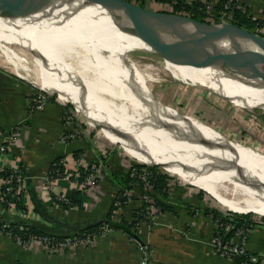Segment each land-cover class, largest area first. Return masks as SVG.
I'll return each instance as SVG.
<instances>
[{
  "label": "bare ground",
  "instance_id": "bare-ground-1",
  "mask_svg": "<svg viewBox=\"0 0 264 264\" xmlns=\"http://www.w3.org/2000/svg\"><path fill=\"white\" fill-rule=\"evenodd\" d=\"M172 21L198 29L184 19ZM133 50L158 54L164 63L143 66ZM0 54L8 69L73 104L90 125L100 126L142 163L174 167L182 181L205 189L229 210L264 216V155L141 87L144 81H162L151 72L162 68L176 81L261 109L263 48L201 54L157 41L116 6L52 0L26 15L0 17ZM154 153L168 160L145 158Z\"/></svg>",
  "mask_w": 264,
  "mask_h": 264
},
{
  "label": "crops",
  "instance_id": "crops-1",
  "mask_svg": "<svg viewBox=\"0 0 264 264\" xmlns=\"http://www.w3.org/2000/svg\"><path fill=\"white\" fill-rule=\"evenodd\" d=\"M198 1L184 0L191 8ZM200 1L203 4L204 0ZM205 1L219 10L222 2L225 4L233 0ZM151 3L172 5L157 0ZM236 3L255 20H263L264 0H237ZM200 11H203L202 7ZM260 29L264 30V27ZM38 89L32 82L0 65V177L3 170L13 165L18 164L24 169L28 176L27 204L34 213L26 218L8 209L4 206L0 191V220L7 223H32L56 236H73L83 227L106 218L115 199L121 196L122 179L131 170L133 161L123 155L122 149L116 146L118 143L109 139L103 130L109 139L105 142L98 137V133L94 134L93 127L85 125L86 121L74 107L69 108L58 96L55 99L54 95L41 93ZM37 93L42 96H37ZM38 97L42 101L34 103ZM237 107L242 108L239 105ZM66 113L72 115L78 131V136L70 141L62 140V119ZM205 124L221 133L216 127ZM259 140L263 145L264 138ZM3 146H6V152H1ZM253 149L264 155V148L257 146ZM81 154L86 157V161L98 160L102 164L101 177L93 191L87 193L65 180H60L50 191L42 182L44 175L63 160L67 161L66 165H62L67 171H76V157ZM206 192L172 176L169 179L168 196H159L169 208L161 210L159 207L153 217L138 223L142 241L131 238L122 230L109 229L95 234L89 244L79 243L66 253H49L39 242L22 245L9 232H1L0 264H233L231 258L215 248L217 223L207 213V209L221 211V208L214 204V196L209 192L212 197L208 196ZM54 193L84 194L86 198L81 205L76 203L65 207L54 200ZM142 204V194L139 189H135L132 198L115 209V219L133 221L134 211ZM254 221L257 223L250 229L245 246L255 256L262 257L264 220L255 218ZM232 240L241 241L238 231ZM141 244L148 247V257Z\"/></svg>",
  "mask_w": 264,
  "mask_h": 264
},
{
  "label": "built area",
  "instance_id": "built-area-1",
  "mask_svg": "<svg viewBox=\"0 0 264 264\" xmlns=\"http://www.w3.org/2000/svg\"><path fill=\"white\" fill-rule=\"evenodd\" d=\"M203 1V0H202ZM233 1H227L222 9H215L213 5L207 1H203L202 10H204L205 14L209 18H217V22H233L235 18L234 8L237 5L236 2L232 3ZM264 21V18H263ZM264 27V25L262 26ZM260 27V28H262ZM259 27L254 29L255 32L264 36V30H261ZM40 91H43L40 89ZM37 96H42L41 93H37ZM35 95V97H36ZM42 98L38 97V99L34 100V103L41 102ZM72 115L70 113H66L63 116V124H64V132L62 135L63 141H70L78 136V131L74 126L72 121ZM1 152H6V146L1 148ZM86 157L81 154L76 157L77 167L76 171L70 172L67 169H61V165H66L65 160L60 161L58 165H55L54 168L49 171L48 174H45L42 178V182L46 184V187L52 191L54 185H56L60 180L68 181L70 184H75L77 187L90 193L93 189L98 185L99 179L101 177V169L102 164L100 161H86ZM137 164H144V163H137ZM131 165V174L132 176L136 177L139 176L144 183L145 192L142 194L143 202L145 201L146 210L149 214V218L153 217L158 207L156 208L155 205V195L153 192V186L147 180V176L149 174L148 170L145 167L137 168ZM147 165V164H146ZM28 176L21 171V168L18 164L9 167L8 173L5 176L1 175L0 177V191L4 193L2 195V200L5 201L7 208L10 210H15L16 212L20 213L21 215L25 216L26 218L31 217L34 213L32 209L27 205L25 208H18L15 201L9 200L6 198V195L9 193H13L14 195L20 193H28ZM137 187L133 188H126L123 192V199L130 200L135 192ZM53 198L57 203H64V204H71V198L64 194V193H54ZM115 205L117 206L116 209H119L123 206L122 201L117 198L115 200ZM115 211L113 217L115 219ZM219 225H217L218 227ZM108 226H102L101 230L98 233H104L105 231L109 230ZM223 230L225 233L229 231V227L223 226ZM3 232L0 224V233ZM97 234V233H96ZM239 236L241 237V241L235 242L231 240V242H226L220 236V232L218 236H214V244L217 251L229 258H232L234 255H246L249 257L250 261L257 263L260 257L249 254V250L245 246V242L247 240L248 234L243 230L239 229L238 231ZM95 234L90 236L87 235L85 237H77V236H68L63 240H55L47 235H35L30 234L27 238H23L22 236L16 234L14 235L15 241L21 243L22 245H31L35 242H39L43 245V247L49 253H66L71 251L75 246L79 243L82 244H89L93 241ZM55 240V241H54ZM141 248L146 253L145 256L148 257L147 254V246L145 244H141ZM241 264H246L242 262Z\"/></svg>",
  "mask_w": 264,
  "mask_h": 264
},
{
  "label": "rangeland",
  "instance_id": "rangeland-1",
  "mask_svg": "<svg viewBox=\"0 0 264 264\" xmlns=\"http://www.w3.org/2000/svg\"><path fill=\"white\" fill-rule=\"evenodd\" d=\"M130 1L139 4L141 0H130ZM151 1L152 0L145 1V4L148 8L155 10H163L167 12L193 17L191 11L184 10L183 12H175L173 5L170 4H167L165 6L156 5V4H152ZM201 12H203V15L205 17L204 18L205 20H201V21H206L209 23H216L218 21L217 18L207 17L204 10ZM131 55L134 58H136L138 62L143 64V66H145L146 64L147 65L150 64L160 68V66L163 65L164 63L163 57L151 52L133 50L131 52ZM0 65L8 68L6 66V61L2 59L1 54H0ZM151 72L153 73L155 72L160 77H162L163 80L144 81V83L141 84V87L146 88L149 92H152L161 103L169 106L171 105V107L173 106L174 109H176L181 113H188L190 115L199 118L201 121L202 120L205 121L206 123L216 127L222 134L226 135L228 138L236 142L244 143V145L253 148L257 146L260 148H264V143H262L263 145L259 143L260 142L259 139L264 138V108L250 110L244 107L242 108L237 107V105L235 106L228 98L224 97L223 95L214 93L209 90H204L198 87L190 86L188 84L174 80L171 74L168 71L163 70L162 68L159 70H153ZM56 96L58 95L56 94ZM67 104H71V103H67ZM73 107L72 108L75 109V106ZM78 112L84 118V115L79 110ZM84 121H86L85 124L86 126L93 127L94 130L93 133L94 134L98 133V137L102 138L104 142L109 140L105 137L104 133L102 132V128L100 126L90 125L85 118ZM116 146L122 149L123 155H125L126 158H130L133 161L132 164L142 163L139 162V160L134 155L132 156V154H130L132 156L131 157L129 154H127L123 150L121 143L116 144ZM149 159L159 160L162 163L168 160V158L161 156L158 153L151 154ZM147 165L152 166V164H147ZM157 166H159L161 170L170 173L174 178L180 179V177L174 171V167L168 166L165 167L167 168L165 169L160 165ZM207 195L209 196L210 194L208 193ZM212 200L215 205H217L222 209V213L227 214L228 212H233L228 208L224 207V205H222L216 198L212 197ZM254 216L256 218H262V219L264 218V216L256 213H254Z\"/></svg>",
  "mask_w": 264,
  "mask_h": 264
},
{
  "label": "trees",
  "instance_id": "trees-1",
  "mask_svg": "<svg viewBox=\"0 0 264 264\" xmlns=\"http://www.w3.org/2000/svg\"><path fill=\"white\" fill-rule=\"evenodd\" d=\"M159 2H167L171 3L174 7L175 12H183L184 10H191L192 15L194 18L199 20H205L203 12H201V7H203L202 2L199 0L196 5L191 8L187 4H185L184 0H157ZM237 0H233L232 3L236 2ZM139 5L146 6L145 0H141ZM224 6V2L220 4L218 7L219 9H222ZM234 21L238 23L239 25L254 31L256 27H262L264 25V21L261 20H255L248 11L244 10L240 5L237 3V5L234 8ZM40 92V90H39ZM41 93H43L41 91ZM53 98H57L56 94L53 96ZM66 106L71 108L73 107L71 104H67ZM134 167L141 168L145 167L149 174L147 176V180L149 183L153 186V192L155 195V205L156 208L160 207L161 210L168 209L169 206L166 205L161 199L160 195L162 196H168L169 193V179L172 177V175L168 172H165L159 168L157 165H146V164H137L134 163ZM21 171L25 173L24 169L20 166ZM54 168V167H53ZM61 169H64V167L61 165ZM9 168H6L2 171L1 175L5 176L6 173H8ZM131 170L128 172L127 175H125L122 179V189L120 191V197H118L122 204L124 205L127 200L123 199V192L126 188H133L137 187L141 193L145 192L144 189V183L142 179H140L139 176H132ZM26 174V173H25ZM27 175V174H26ZM79 192V191H78ZM78 192H75L76 194H80ZM75 193L69 194L68 196L71 198V204H64L65 207H70L75 205L76 203L80 204L84 201V194L83 195H76ZM4 195V193H2ZM6 198L12 201H15L18 208H25L27 204V198L26 193H20L14 195L13 193H9L6 195ZM116 200V199H115ZM80 202V203H79ZM4 206L7 207L5 204V201H3ZM146 202L144 201L142 206L134 211V219L133 221L129 222L125 218H121L120 220L114 219L113 214L117 206L115 205V201L111 207V210L109 211L108 215L98 225H90L85 226L83 229L79 231V233L74 234L73 236H79V237H85L87 235H94L98 233L102 226H108L109 228L113 230H122L126 232L131 238H136L140 241H142L141 236L138 232V223L141 220H149V214L146 210ZM207 213H209L213 219L216 221L217 225H219L216 229L215 236L219 235L222 237V239L226 242H231L232 236L235 232L239 231V229H243L247 234L249 233L250 229L257 223L255 220L254 213H237V212H228L227 214L222 213V209H207ZM264 220V218H263ZM1 228L3 229V232H9L12 237L14 238V235L18 234L22 236L23 238H27L30 234L35 235H47L51 238H54L55 240H63L64 236H56L49 232H46L44 229L32 224V223H7L3 220H0ZM223 226L229 227V231L227 233L224 232ZM54 240V241H55ZM249 254L254 255L251 251H249ZM231 260L233 261V264H241L242 262H245L246 264H264V256L260 257L257 263H254L250 261L249 257L246 255H234Z\"/></svg>",
  "mask_w": 264,
  "mask_h": 264
},
{
  "label": "water",
  "instance_id": "water-1",
  "mask_svg": "<svg viewBox=\"0 0 264 264\" xmlns=\"http://www.w3.org/2000/svg\"><path fill=\"white\" fill-rule=\"evenodd\" d=\"M51 1L0 0V17L26 15L47 6ZM94 1L116 6L125 13L130 21L153 35L157 41L170 42L197 53L215 55L235 49L243 51L253 50L258 47L264 49L263 35L249 30L236 22L209 23L182 14L151 9L130 0ZM172 18H180L192 22L198 29L185 30L176 25ZM102 221L94 223V225H98Z\"/></svg>",
  "mask_w": 264,
  "mask_h": 264
}]
</instances>
